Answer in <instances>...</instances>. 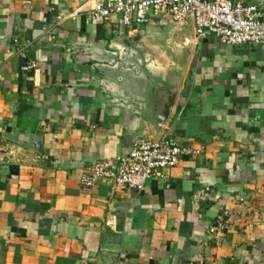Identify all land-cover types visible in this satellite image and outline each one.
I'll return each mask as SVG.
<instances>
[{"label": "crops", "instance_id": "1", "mask_svg": "<svg viewBox=\"0 0 264 264\" xmlns=\"http://www.w3.org/2000/svg\"><path fill=\"white\" fill-rule=\"evenodd\" d=\"M94 2L0 0V264H264V48ZM164 134L207 151L141 193L82 187Z\"/></svg>", "mask_w": 264, "mask_h": 264}, {"label": "built area", "instance_id": "2", "mask_svg": "<svg viewBox=\"0 0 264 264\" xmlns=\"http://www.w3.org/2000/svg\"><path fill=\"white\" fill-rule=\"evenodd\" d=\"M93 19L120 18L127 28L142 27L153 20L173 21L183 27L192 22L199 40L210 36L230 46L251 45L264 48V7L245 0H95ZM206 145L180 144L169 134L156 141L139 140L125 157L103 159L91 165L81 179L85 190H92L103 180L113 190L143 192L152 179H164L167 170L178 166L184 157H199ZM117 219L106 222L114 227ZM230 220L221 219L210 233L222 234Z\"/></svg>", "mask_w": 264, "mask_h": 264}, {"label": "rangeland", "instance_id": "3", "mask_svg": "<svg viewBox=\"0 0 264 264\" xmlns=\"http://www.w3.org/2000/svg\"><path fill=\"white\" fill-rule=\"evenodd\" d=\"M183 62H184V60H179V67L183 66ZM160 68L161 69L163 68V64L162 63L160 64ZM180 68H177V75L182 76L181 74H178V73H183V71H180ZM176 77H178V76H176Z\"/></svg>", "mask_w": 264, "mask_h": 264}]
</instances>
